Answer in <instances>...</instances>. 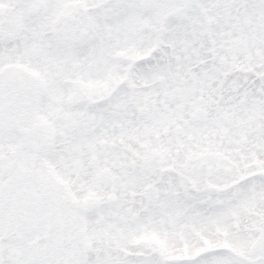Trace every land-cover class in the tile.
<instances>
[{"label": "snow or ice", "instance_id": "6c2138e0", "mask_svg": "<svg viewBox=\"0 0 264 264\" xmlns=\"http://www.w3.org/2000/svg\"><path fill=\"white\" fill-rule=\"evenodd\" d=\"M0 264H264V0H0Z\"/></svg>", "mask_w": 264, "mask_h": 264}]
</instances>
